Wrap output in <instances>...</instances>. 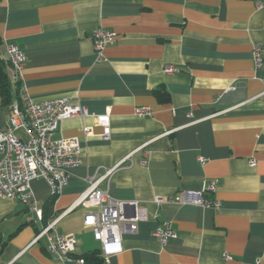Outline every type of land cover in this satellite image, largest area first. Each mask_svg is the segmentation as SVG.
Segmentation results:
<instances>
[{
    "label": "crops",
    "instance_id": "obj_1",
    "mask_svg": "<svg viewBox=\"0 0 264 264\" xmlns=\"http://www.w3.org/2000/svg\"><path fill=\"white\" fill-rule=\"evenodd\" d=\"M99 29L117 35L101 61L92 43ZM0 40L23 51L33 102L64 97L89 114L53 135L81 146L82 164L61 194L31 182L41 221L0 200V264H70L52 258L45 239L32 240L95 173L114 167L109 196L138 202L147 220L97 264H264V0H0ZM159 89L168 100L156 98ZM140 108L149 114L137 116ZM7 115L0 97V129ZM99 116L109 117L107 139ZM210 182L216 189L204 199L216 209L168 201ZM89 211L76 207L55 227L75 237L76 256L100 252L83 224ZM164 222L176 238L162 246L151 233Z\"/></svg>",
    "mask_w": 264,
    "mask_h": 264
},
{
    "label": "built area",
    "instance_id": "obj_2",
    "mask_svg": "<svg viewBox=\"0 0 264 264\" xmlns=\"http://www.w3.org/2000/svg\"><path fill=\"white\" fill-rule=\"evenodd\" d=\"M116 33L99 29L92 33L95 58L103 60L106 47L113 45ZM0 58L9 65V77L13 92H16L6 106L8 115L0 129V200L18 202L26 207L38 221L42 211L34 198L31 182L43 180L50 195L57 198L67 185L71 171L82 164L81 146L77 138L53 140V135L60 123L72 118H87L85 107L73 104L68 98H55L43 102H33L22 84V70L25 66L23 51L14 44L1 46ZM255 68L262 66L260 48L252 50ZM171 67L165 68L172 73ZM19 84V85H17ZM264 93V92H263ZM137 116L149 114V108L135 111ZM96 121L103 127V138L109 136V117L99 116ZM171 132H168L169 134ZM199 162L204 163L203 158ZM250 167L255 166L253 160ZM116 167L107 169L101 174L95 173L88 180V186L78 196L71 208L61 213L49 224L42 227L32 240V244L45 239L47 253L61 263L84 264V260L75 255L77 241L72 235H61L56 232L60 217L76 207L90 209L84 215L83 224L92 230L93 239L100 244V257L108 260L121 252V238L125 234H134L138 224L147 220L146 209L138 202H121L108 194V184ZM216 183L210 182L200 191H181L168 201L179 205H194L207 208H218L217 202L204 199L205 192H214ZM160 205L162 198H155ZM33 222L32 218L29 219ZM151 236L164 246L170 239L176 238L169 223L160 224ZM228 259L227 257H225Z\"/></svg>",
    "mask_w": 264,
    "mask_h": 264
},
{
    "label": "trees",
    "instance_id": "obj_3",
    "mask_svg": "<svg viewBox=\"0 0 264 264\" xmlns=\"http://www.w3.org/2000/svg\"><path fill=\"white\" fill-rule=\"evenodd\" d=\"M1 40H0V53H1ZM19 85V84H17ZM155 96L158 100L160 101H166L168 100V94L166 93L165 90L159 89L156 90ZM16 92H13L12 90V85L9 77V65L8 63H5L4 61L1 60L0 58V97L2 104L4 106H7L12 98L15 96ZM100 252L95 251L90 254H86L83 256H79L84 260V264L90 263V264H97L102 261V258L100 257Z\"/></svg>",
    "mask_w": 264,
    "mask_h": 264
}]
</instances>
